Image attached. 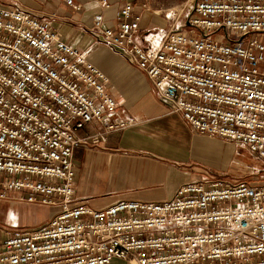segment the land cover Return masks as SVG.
Returning a JSON list of instances; mask_svg holds the SVG:
<instances>
[{
    "label": "built area",
    "instance_id": "built-area-1",
    "mask_svg": "<svg viewBox=\"0 0 264 264\" xmlns=\"http://www.w3.org/2000/svg\"><path fill=\"white\" fill-rule=\"evenodd\" d=\"M99 2L91 37L143 72L168 112L244 145L262 167L253 181H186L161 201L77 200L75 149L103 144L133 118L117 116L107 76L54 14L0 6V200L52 210L36 226H0V263L264 264V0H193L187 30L159 29L156 38L141 33L132 2L113 25L110 3ZM91 123L102 129L79 134Z\"/></svg>",
    "mask_w": 264,
    "mask_h": 264
},
{
    "label": "crops",
    "instance_id": "crops-1",
    "mask_svg": "<svg viewBox=\"0 0 264 264\" xmlns=\"http://www.w3.org/2000/svg\"><path fill=\"white\" fill-rule=\"evenodd\" d=\"M73 1L81 5V9L77 12H73L63 0H0V6H9L14 2H19L40 16L46 17L54 14L53 25L57 27L67 41L82 48L94 50L93 42L99 41L91 37L89 25L92 15L101 7L100 0ZM107 1L110 3V7L104 10L106 25L114 24L115 11L124 2H132L135 5L133 14L141 16L140 30L141 32L144 31L142 26L147 23L148 17L146 12L141 9V0ZM144 19L145 21H143ZM113 52L119 53L115 49ZM97 54L101 53L98 52ZM129 65L132 66L130 69L135 68L137 72L134 71L133 76L128 80H122L116 91L108 86L109 92L116 101L117 116H131V113L122 106L121 91L128 88V84L135 79L138 73L144 75L154 100H151V105L143 106L144 110L150 114L141 123H136L138 127L130 132L120 130L109 133L106 141L99 145L101 148H84L82 146L76 148L74 152L76 164H78V160L88 166L96 163L103 164L106 174L110 175L112 189L98 195L99 198L103 199V203L96 207L91 203L94 195L85 187V179L82 177L79 180L78 178L79 166L77 165L75 196L77 200L87 201L96 208H104L121 199L141 201L167 199L174 194L182 183L191 180H204L212 176L209 171H216L218 168L217 161L222 156V152L220 153V150L216 149L214 141L209 140L202 133L194 132L180 115L168 112L155 99L152 85L147 76L136 66ZM101 129L102 127L97 123L86 124L79 131V134L84 135ZM158 129H160L159 132ZM171 136H173L172 140ZM21 204L23 203L12 200H0V211L4 212L6 216V223L0 221V226L7 228L27 227L20 224L19 216L16 213ZM0 219L2 218L0 217ZM45 221H40L37 225Z\"/></svg>",
    "mask_w": 264,
    "mask_h": 264
},
{
    "label": "rangeland",
    "instance_id": "rangeland-1",
    "mask_svg": "<svg viewBox=\"0 0 264 264\" xmlns=\"http://www.w3.org/2000/svg\"><path fill=\"white\" fill-rule=\"evenodd\" d=\"M140 3L146 4L147 8L141 9L146 12L145 14L148 17L147 23H144L145 25L142 26L144 29L141 32L142 34H149L150 38H156L159 35V33L156 34L159 29L165 30L173 27L174 29L187 30L184 20L186 19V14L192 13L191 7L193 0H141ZM93 48L95 49L83 48L85 50V56L89 62L99 67L108 76V79L110 78L108 81L110 89L116 91L122 80H128L133 76L134 71L137 72L135 68L130 69L132 66L129 65L121 54L114 53L113 49L101 42H93ZM98 52L102 55H98ZM127 87L121 91L123 99L122 106L126 111L131 113V116L126 115L125 117L133 118V123L123 131L130 132L132 129L138 127L136 123H141L143 119L147 118L150 113L144 110L143 106L151 105V100H154L149 92L143 74L138 73ZM150 124L153 125V123ZM159 131L160 129H158ZM204 135L209 140L214 141L216 143V149L220 150V153L222 152L221 158L217 161L218 168L216 171H209L212 176L231 180H256L257 176L250 172L261 168L262 163L255 155L248 152L244 145L235 141L222 139L218 136ZM174 139H176L175 136ZM84 148L101 147L86 145ZM77 163L79 166L77 172L79 180L83 177L82 179H85V187L94 195V198L91 199L92 205L96 207L100 206L103 203V199L99 198L98 195L112 189L110 175L106 174L103 164L96 163L88 166L80 160ZM51 211L49 207L34 204L26 205L23 203L16 213L19 216L21 225L31 227L37 225L40 221L47 220L51 215ZM0 217L2 218L0 221L6 223L4 212L0 211Z\"/></svg>",
    "mask_w": 264,
    "mask_h": 264
},
{
    "label": "bare ground",
    "instance_id": "bare-ground-1",
    "mask_svg": "<svg viewBox=\"0 0 264 264\" xmlns=\"http://www.w3.org/2000/svg\"><path fill=\"white\" fill-rule=\"evenodd\" d=\"M153 35H155V34H153ZM262 167V166H261ZM260 169V168H259Z\"/></svg>",
    "mask_w": 264,
    "mask_h": 264
}]
</instances>
